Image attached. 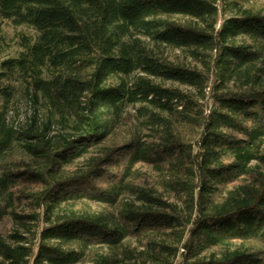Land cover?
<instances>
[{
	"label": "trees",
	"instance_id": "obj_1",
	"mask_svg": "<svg viewBox=\"0 0 264 264\" xmlns=\"http://www.w3.org/2000/svg\"><path fill=\"white\" fill-rule=\"evenodd\" d=\"M0 264H264V0H0ZM7 98L12 92L3 90Z\"/></svg>",
	"mask_w": 264,
	"mask_h": 264
},
{
	"label": "rangeland",
	"instance_id": "obj_2",
	"mask_svg": "<svg viewBox=\"0 0 264 264\" xmlns=\"http://www.w3.org/2000/svg\"><path fill=\"white\" fill-rule=\"evenodd\" d=\"M4 40L0 41V62L6 58L15 57L20 52V41L23 36L36 37L37 33L26 26L16 27L7 22L4 26ZM8 88L12 92V97L7 98L3 90ZM27 86L21 81L0 79V113L4 112L6 119L14 128L21 130L27 127L32 114L37 113L42 122L53 121V134L61 132H73L76 127L75 115H66L65 121L60 114H54L44 98L39 102ZM13 228L10 220L0 224V232L7 235Z\"/></svg>",
	"mask_w": 264,
	"mask_h": 264
}]
</instances>
